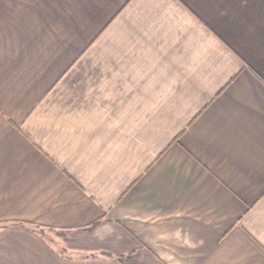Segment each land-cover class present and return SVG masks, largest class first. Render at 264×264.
<instances>
[{
    "label": "crops",
    "instance_id": "crops-1",
    "mask_svg": "<svg viewBox=\"0 0 264 264\" xmlns=\"http://www.w3.org/2000/svg\"><path fill=\"white\" fill-rule=\"evenodd\" d=\"M0 264H264V0H0Z\"/></svg>",
    "mask_w": 264,
    "mask_h": 264
}]
</instances>
